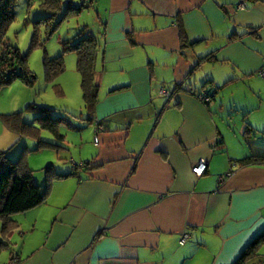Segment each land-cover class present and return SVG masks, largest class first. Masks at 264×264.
Returning <instances> with one entry per match:
<instances>
[{"label": "crops", "instance_id": "1", "mask_svg": "<svg viewBox=\"0 0 264 264\" xmlns=\"http://www.w3.org/2000/svg\"><path fill=\"white\" fill-rule=\"evenodd\" d=\"M86 4L97 102L69 143L80 168L50 166L0 264H234L264 232V161L239 164L264 160V0Z\"/></svg>", "mask_w": 264, "mask_h": 264}, {"label": "rangeland", "instance_id": "2", "mask_svg": "<svg viewBox=\"0 0 264 264\" xmlns=\"http://www.w3.org/2000/svg\"><path fill=\"white\" fill-rule=\"evenodd\" d=\"M57 1L60 2V8L55 16L47 21L45 20L47 17L44 18L40 13L41 0H19L16 19L9 27L6 39L8 44L19 49L23 56L27 55V66L36 76V81L32 87H29L17 79L0 90V118L2 115L20 112L23 122L35 128L37 136L36 138L22 136L8 128L0 119V152H5L6 158L10 161H16L24 155V162L26 161L28 169L32 171L33 179L37 185L42 183L43 190L48 181L46 175L53 174L49 166L54 168L55 174L59 172V168L72 171L69 163L71 154L75 157L78 149L69 143L73 139L79 141L86 132L74 128L79 124H86L79 119L86 120L88 113L82 100L81 77L76 69V54L73 51L64 52L63 43L69 41L72 44L82 30L95 34V37L99 32L97 14L89 10L88 4L87 8L74 15L73 12L63 13L66 11V5L72 2L75 6H79L81 0ZM52 12L50 10L46 14L51 15ZM40 19L44 20L39 25H35L34 22ZM55 21L60 23L54 29ZM34 36L39 44L30 50L31 39ZM60 55L63 59L64 72L53 81H48L44 72V61L55 59ZM30 105L51 110L52 120H58V122L53 121L58 133L67 138L65 149L44 145L46 142L52 143L57 140L51 131L40 128V124L35 120L38 113L28 109ZM60 144L64 145V142ZM1 227L0 221V239L3 238ZM261 251H264V244L261 246Z\"/></svg>", "mask_w": 264, "mask_h": 264}, {"label": "trees", "instance_id": "3", "mask_svg": "<svg viewBox=\"0 0 264 264\" xmlns=\"http://www.w3.org/2000/svg\"><path fill=\"white\" fill-rule=\"evenodd\" d=\"M90 1V0H89ZM19 0H0V90L11 84L15 80H20L26 86L32 87L36 81V76L29 70L27 66V55H22L17 48H13L8 44L6 34L11 24L16 19V7ZM57 0H41L39 4L40 13L45 17V20H50L55 16L56 11L60 8ZM67 12H73L79 14L82 9L87 8L86 2L81 0L79 6H75L72 2H68L66 5ZM52 13L46 14L50 12ZM39 14V15H41ZM44 20H36L35 25ZM60 22L54 23V29ZM181 42L185 41L184 32L181 30ZM95 34H90L85 30H82L78 37L71 44L69 41H64V52L73 51L77 57L76 69L81 77V90L82 100L84 102L87 113L92 112L97 102V85L95 84V70L94 60L95 54L98 47V39ZM38 40L34 36L31 39L30 50L38 46ZM71 44V45H70ZM212 56H206L201 58L200 61H209ZM44 72L48 81H53L58 75L64 72V65L62 55L59 57L44 61ZM177 90H181L182 86H177ZM28 109L36 111L38 113L35 119L41 129L51 131L57 142H52L44 145L52 148L61 149L63 145L64 136L60 135L57 131L56 124L51 118V110L48 108L37 107L36 105L28 106ZM2 122L11 130L18 132L20 135L30 136L36 138L35 128L29 126L23 122L21 113H12L1 116ZM87 116L85 121H88ZM56 122L58 120L55 119ZM54 121V122H55ZM43 144V142H41ZM23 156H20L16 161H10L6 158L5 152H0V221L2 222V234L5 236L11 228L10 217L20 213L27 212L37 206H39L45 199L47 187L44 190L37 185L32 176V171L27 167L26 161L24 162ZM262 159H244L239 162L240 165H249L248 162L253 164H259L263 162ZM50 168V166L48 167ZM80 168L79 165H74L72 171L66 174H56L58 178H65L68 176L75 175L77 170ZM48 170V169H47ZM48 172V171H47ZM53 174H51V177ZM50 177V178H51ZM264 242V232L256 237L250 245L243 251L241 256L237 259L234 264H250L257 257L256 249L260 244ZM8 244L5 239H0V255L7 248ZM255 264V263H252ZM257 264H263V261H257Z\"/></svg>", "mask_w": 264, "mask_h": 264}, {"label": "built area", "instance_id": "4", "mask_svg": "<svg viewBox=\"0 0 264 264\" xmlns=\"http://www.w3.org/2000/svg\"><path fill=\"white\" fill-rule=\"evenodd\" d=\"M259 75L261 77H264V66L262 67V69L259 71ZM161 94L162 95H169V92L166 91V90H162L161 91ZM198 99L200 101H202L204 104H208L211 100L210 96L208 94H199L198 95ZM95 143H97V139H95ZM205 170H206V165L204 163H201L199 165H197L196 167H194L192 169V173L196 176V177H201L204 173H205ZM186 236H184L182 239H181V244H184L185 241H186Z\"/></svg>", "mask_w": 264, "mask_h": 264}, {"label": "clouds", "instance_id": "5", "mask_svg": "<svg viewBox=\"0 0 264 264\" xmlns=\"http://www.w3.org/2000/svg\"><path fill=\"white\" fill-rule=\"evenodd\" d=\"M84 2H86V0H84Z\"/></svg>", "mask_w": 264, "mask_h": 264}, {"label": "flooded vegetation", "instance_id": "6", "mask_svg": "<svg viewBox=\"0 0 264 264\" xmlns=\"http://www.w3.org/2000/svg\"><path fill=\"white\" fill-rule=\"evenodd\" d=\"M86 2H88V0H86Z\"/></svg>", "mask_w": 264, "mask_h": 264}]
</instances>
